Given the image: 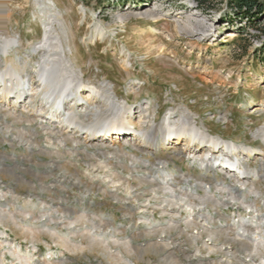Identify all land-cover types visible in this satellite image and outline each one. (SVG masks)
<instances>
[{
  "label": "rangeland",
  "instance_id": "rangeland-1",
  "mask_svg": "<svg viewBox=\"0 0 264 264\" xmlns=\"http://www.w3.org/2000/svg\"><path fill=\"white\" fill-rule=\"evenodd\" d=\"M43 9L57 10L69 31L63 42L66 60L84 83L81 105L75 108L77 100H69L76 112L103 108V91L130 111L132 130L139 131L143 122L163 124L171 114L185 111L208 136L251 147L252 156L241 149L235 157L260 176L240 180L220 162L207 175L189 155L185 139L148 147L130 133L89 142L85 134L65 129L64 118L29 112V93L18 103L0 99V201H10L1 203L3 209L32 211L29 201L36 216L44 209L53 215L68 209L78 232H67L68 220L56 222L57 232H51L49 223L18 214L16 220L2 217L0 210V264H264V244L255 249L238 236L249 227L254 230L246 232L249 237L264 233V222L254 219L264 216V143L257 134L264 127V34L246 31L245 23L222 22L224 3L206 13L194 0H0V39L20 37L21 42L7 58L25 64L27 77L35 82L41 55L32 51L43 39ZM240 29L249 34L241 36ZM5 59L0 57V72ZM94 86L98 95L89 94ZM23 127L38 133L40 147L19 143ZM50 133L55 145L49 150ZM209 150L203 147L197 158ZM105 158L109 167L101 175L91 179L84 174L91 162L104 167L99 161ZM161 163L166 171L156 174ZM48 167L56 176L66 175L70 187L43 193L44 176L38 172L51 171ZM164 179L175 190L161 185ZM184 186L189 190L181 194ZM234 190L240 198L236 202L229 195ZM245 201L258 212L248 215ZM193 203L202 207L197 217L187 211ZM82 212L99 224L105 219L101 225L108 223L107 234L116 229L113 236L89 234L86 226L92 227L79 219ZM30 224L41 228L29 232ZM126 242L134 249L126 248Z\"/></svg>",
  "mask_w": 264,
  "mask_h": 264
},
{
  "label": "bare ground",
  "instance_id": "bare-ground-1",
  "mask_svg": "<svg viewBox=\"0 0 264 264\" xmlns=\"http://www.w3.org/2000/svg\"><path fill=\"white\" fill-rule=\"evenodd\" d=\"M53 11L55 10L48 9L46 11L44 10V12L42 11L45 17V23L43 25L44 26L43 39L32 51L33 54L41 55L40 61L38 62V66L36 69V78H37L36 82L31 81L27 77L26 67L24 66L25 64H23L22 66V64H18V62H16L15 60L13 59L9 60L7 58L9 53H11V51H15L14 48L18 44L21 43L20 37L18 39L15 37L0 39V57L6 58L5 64H4L5 69L0 72V83L2 85V89L0 91L1 100L9 101L11 98H13V99H16L18 103V102H22L23 100L25 101L26 95L27 93H29L27 97L29 98L30 101L28 104L29 105L28 108H26L27 110H29L30 108L29 112L35 111V112H39L40 114L50 115L52 118L56 117L57 119L64 118L62 122H63L65 129L75 130L77 134H80V132H81V135L85 134L84 136L89 142L100 139V138H103L102 140H106L107 138L111 139L113 138L114 135L116 137H119L122 135L134 134L144 139L148 147H154V146L157 147V146H161L166 141L182 142L185 139L188 145L189 155H192L193 160H199L202 163L203 165L202 169L205 170L207 175L220 162L221 164H224L225 167L230 169L231 172L233 171L232 173H234V175H236L240 180H247V179L254 180L260 176L259 174L260 171L259 172L258 171H253V172L246 171L244 169L245 167L243 166L241 160L238 159L239 156L235 157L236 154L240 153L241 149L245 151L248 155L252 156V154L254 153V150L251 147L241 148L234 143H226L217 138L215 139V138H212L211 136H208L203 131H201L200 128H198L195 125V123L192 120V117H190L189 113L185 111L181 112L179 115L177 114L178 116H172V114L171 115L169 114L170 116L166 118L163 124L156 123L153 125H149L146 122H143L141 123V129L139 131L132 130L130 128L131 122L129 123L127 120V116L128 114H130V111L125 106L121 105L118 102V100L109 93V91H103L102 98L104 102L106 103V105H104L103 108L93 109L90 112L85 111L84 113L76 112V109L74 110L73 107L78 108L81 105L80 100L78 99V94L82 92L84 83L82 84L79 77L76 75V72L73 69L72 65L70 64V62L66 60V53H65L63 42H64V38L66 41L69 31L67 32L66 26L64 24H61V21L58 18L59 16H61V14L57 10L53 14ZM195 18L198 20L197 17ZM190 26L194 27L191 24ZM97 36L100 38L104 36L101 28H99ZM232 36L235 37L234 34ZM89 94L98 95L99 91L94 86L90 88ZM39 97H41L39 99L41 100L40 106L38 104L39 102H37ZM70 99L72 100V102H75L77 100L76 103H74V105L71 103L73 107L69 105ZM59 123L61 122L59 121ZM15 128L13 127L14 130ZM22 129L23 131L22 132L19 131L17 134V137L19 138V143H22V141L23 142L26 141L27 145L29 146H33L36 144L37 146H39L38 138L36 137L38 133H33L30 128L23 127ZM12 131H8V133L9 132L12 133ZM257 134L260 135L264 143V127H262L257 132ZM47 139L49 140L48 141L49 147L48 148L46 147V148L49 149L50 147L51 148L54 147L55 139L52 137L51 133L47 135ZM203 147H210L211 150L203 151L201 153V158L200 157L197 158L198 153H200L203 150ZM41 148H44V147H41ZM223 148H224V151L221 157L220 158L216 157L215 155L219 153L220 151L222 152ZM51 152L52 151H49L50 154ZM75 152H77L76 149L73 150V153ZM56 154L57 155L63 154V152L61 150H57ZM106 159L107 158L99 161L100 165L102 166L105 165L104 167H101L95 164L94 162H91L87 168L83 169L84 174L89 176L91 179L101 175L102 173H100L99 171L106 170V168L108 169L109 167V165L106 164L107 163ZM52 163L55 166H58L56 165L57 163L56 160H53ZM47 169H50L51 171L48 170L45 173H42L43 171L38 172L39 174H42L44 176L43 177L44 181L41 186V190L43 191V193L64 190L70 187L68 186L70 183L68 184L69 180L65 177L66 175L56 176V174L55 175L53 174V170L51 168L48 167ZM165 169H166L165 164L163 163L159 164L157 166L158 171L156 172V174H160L161 172L163 173ZM94 174H96L97 176H93ZM106 176L107 175L105 173L104 178ZM51 177H53V179ZM50 178L52 179L51 181L49 180ZM119 179H122V178H119ZM82 180L83 179L79 177L78 183H82L83 182ZM111 183H115V182L112 181ZM160 184L161 185L163 184L164 186H166V188H170V190H175L176 188L174 187L170 179H164L163 182ZM185 184L188 186L190 185L188 180H185ZM72 185L73 183H71V186ZM185 186L181 194L189 190L188 189L189 187L186 188ZM198 190H200L199 187H197V191L195 193L197 195H200ZM204 190L209 192L210 186H207V187L205 186ZM125 191L131 195L130 187H126ZM180 191H182V189ZM253 192H255V189H253ZM237 193L238 191L236 190L231 191L229 193L231 199L234 202L240 200V198L237 196ZM192 195H193V191H192ZM35 197H38L39 200H42V198L39 195H36ZM7 200H4L3 202L0 201V210L3 213L2 217H12V219L16 220L17 214H18V216L19 215H22L24 217L28 216L29 221L31 219L33 220L37 219L38 221L42 220L46 225L49 223L48 226L53 225L52 228L50 227L51 232L52 231L54 232L55 228L58 227V223L56 222H58L59 220L65 221L69 219L66 215V213H68L69 210L64 209V208L60 211H57L59 215L58 214L53 215L52 213L48 211V209L46 210L43 208L44 210L40 211L38 213L39 215L36 216L32 214L34 205H32L31 201H29L28 204L31 203L30 205L32 207L31 206L29 207L32 208V211L29 210V208L27 209L28 211H25V210L7 211L3 209L4 206L3 204H1V203H4V205H6L5 203L10 202L9 200L8 201ZM201 200L203 199L201 198ZM217 201L219 205H226V206L229 205L228 203H224V202L220 204L221 201L220 200H217ZM243 204L246 205L245 211L249 213L248 215H252L258 212L257 206H252L250 201L249 202L245 201L243 202ZM189 207L190 208L189 209L187 208V211L190 216H196L198 214H201L202 212V207L199 205H195L194 203L189 204ZM253 209H256V210L253 212ZM61 214L63 215L61 216ZM79 219L86 221L85 224L87 223L88 225H91L92 228H90L89 226H86V230L89 231L88 232L89 234H91L93 237H96V238L103 237L105 239L106 237H108V235L110 236L116 231V229L115 230L113 229L114 232L112 233L109 232V234H107L106 231H107L108 223H106L105 225H101L102 223L105 222V219L101 218L100 219L101 224H99L94 219H90V216L89 214H87V212H82ZM254 219H257V221L260 220L261 222H264V216L257 215V216H254ZM26 222L28 221L26 220ZM76 223L77 222L70 219L69 223L67 224V228H66L67 232H69L70 234L78 233L76 228H73ZM38 228H41L38 226V224L37 226L32 225L28 227L29 232L32 231V233L35 231V229H38ZM260 228H262V226L256 225L255 229L258 230ZM100 229H103V231L100 232L99 231ZM249 230H252V232H254V230L251 229V227H249V228H245L243 233H238V236L241 237L242 240L244 241H251L254 244V248H255V245L257 246V244H260V243L264 244V233L261 234V236L253 233L254 234L253 237H249L246 235V232H249ZM118 241H120L119 238H118ZM125 246L126 248L128 247V248L134 249L131 242H126Z\"/></svg>",
  "mask_w": 264,
  "mask_h": 264
},
{
  "label": "trees",
  "instance_id": "trees-1",
  "mask_svg": "<svg viewBox=\"0 0 264 264\" xmlns=\"http://www.w3.org/2000/svg\"><path fill=\"white\" fill-rule=\"evenodd\" d=\"M129 1V0H122ZM144 2L150 0H141ZM198 8L204 12L215 10L219 3H224L227 8V15L224 17L222 22L227 23H245L248 28H253L264 34V29L261 28L264 21V0H194ZM242 28H244L242 26ZM245 29H240L239 34H249L244 32Z\"/></svg>",
  "mask_w": 264,
  "mask_h": 264
}]
</instances>
